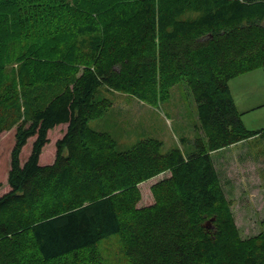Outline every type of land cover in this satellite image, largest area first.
<instances>
[{
    "label": "trees",
    "instance_id": "1",
    "mask_svg": "<svg viewBox=\"0 0 264 264\" xmlns=\"http://www.w3.org/2000/svg\"><path fill=\"white\" fill-rule=\"evenodd\" d=\"M260 67L264 0H0V132L17 125L0 264H108L99 242L112 234L129 264H264V230L242 237L211 154L264 133L229 86ZM182 80L203 134L192 148L183 136L184 150L163 153L148 137L121 151L89 125L113 106L103 86L157 106ZM164 172L139 207V184Z\"/></svg>",
    "mask_w": 264,
    "mask_h": 264
},
{
    "label": "rangeland",
    "instance_id": "2",
    "mask_svg": "<svg viewBox=\"0 0 264 264\" xmlns=\"http://www.w3.org/2000/svg\"><path fill=\"white\" fill-rule=\"evenodd\" d=\"M232 85L242 107L264 101V67L231 79L229 86L233 93ZM102 98H108L115 104L108 112L112 110L116 115L124 116L122 126L120 127L118 122H107L106 113L91 119L89 125L99 131L112 130L118 142V150L131 148L142 138L154 137L164 142L162 152L167 153L173 148H186V144L179 141L181 137L193 138L202 134L196 128L200 124L197 103L191 88L184 80L171 89L169 99L157 106L147 104L127 93L110 91L105 86L101 87L97 94V99ZM144 110L149 113L146 121L149 119L150 124L146 125L145 122L143 129H140L133 117H138ZM242 119L247 128L264 131V106L244 112ZM16 129L17 125L0 132V196L10 190L8 173L11 168L12 149L16 142ZM65 131V125L49 131L50 141L40 157L42 165L54 162L56 142ZM34 140L35 137H31L23 147L20 154L22 164L28 159ZM211 154L224 192L232 202V210L242 237H250L264 230V133L215 150ZM169 175L170 172H164L139 184L142 193L139 207L154 203L152 185ZM99 247L108 264H129L117 234L101 240Z\"/></svg>",
    "mask_w": 264,
    "mask_h": 264
},
{
    "label": "crops",
    "instance_id": "3",
    "mask_svg": "<svg viewBox=\"0 0 264 264\" xmlns=\"http://www.w3.org/2000/svg\"><path fill=\"white\" fill-rule=\"evenodd\" d=\"M232 89H233V85H232ZM111 91V90H110ZM233 97H234V100H235V103H236V105H237V108L239 109V111L240 112H242V114L244 113V112H247V111H250V110H252V109H255V108H258V107H263L264 106V101H258V102H255V103H250L249 105H246L245 107H242V105H241V103H240V101L237 99V97L235 96V94H234V89H233ZM134 97V96H133ZM115 104L113 103V106H114ZM112 106V107H113ZM111 107V108H112ZM114 108V107H113ZM112 108V109H113ZM142 109V108H141ZM153 109V108H152ZM151 111V110H150ZM148 114L149 113H147V112H145V110L144 111H142L141 113H140V115L138 116V117H133V121L137 124V127H140V129H143V126H144V124H145V122H146V125H149L150 124V120L148 119L147 121H146V119H147V117H148ZM135 115V114H134ZM106 117H107V122H112V123H116V122H118L119 123V126L121 127L122 126V123H123V121H124V116H120V115H116V113H113L112 112V110L111 111H107L106 112ZM105 117V118H106ZM198 126V125H197ZM148 127V126H147ZM197 128V127H196ZM131 129H133V131H135L134 130V128H131ZM147 132H150L148 129H145ZM105 131H107V130H105ZM107 132H109V133H111L112 134V130H110V131H107ZM113 135V134H112ZM186 139H185V143L188 141V145H189V147H191L192 148V146H193V141L192 140H194L195 139V136L193 137V138H189V137H186V136H184ZM145 138H148V137H145ZM190 139V140H189ZM181 143H184L183 141H181V138H180V140H179ZM190 141V142H189ZM187 146V145H186ZM184 149H185V147H184ZM183 149V150H184Z\"/></svg>",
    "mask_w": 264,
    "mask_h": 264
},
{
    "label": "water",
    "instance_id": "4",
    "mask_svg": "<svg viewBox=\"0 0 264 264\" xmlns=\"http://www.w3.org/2000/svg\"><path fill=\"white\" fill-rule=\"evenodd\" d=\"M207 228H212L213 227V225H212V222H211V220H209L207 223H206V225H205Z\"/></svg>",
    "mask_w": 264,
    "mask_h": 264
}]
</instances>
